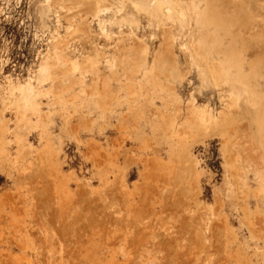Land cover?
<instances>
[{
  "label": "rangeland",
  "instance_id": "374dc122",
  "mask_svg": "<svg viewBox=\"0 0 264 264\" xmlns=\"http://www.w3.org/2000/svg\"><path fill=\"white\" fill-rule=\"evenodd\" d=\"M114 1L0 0V264H264V0Z\"/></svg>",
  "mask_w": 264,
  "mask_h": 264
},
{
  "label": "bare ground",
  "instance_id": "6f19581e",
  "mask_svg": "<svg viewBox=\"0 0 264 264\" xmlns=\"http://www.w3.org/2000/svg\"><path fill=\"white\" fill-rule=\"evenodd\" d=\"M150 1H152L153 2V0H150ZM149 1V2H150ZM79 3H83V0H71V4H73V5H76V4H79ZM154 4H156L157 5V7H158V9L160 10V11H162L165 15H166V17L168 18V19H173V20H178L179 22H184L185 21V18H186V16H187V12H186V10H185V8H184V6H183V3L182 2H180V1H178V0H176L175 2L174 1H172V0H154ZM153 4V5H154ZM153 5H151V6H153ZM92 7L94 8V9H96V11L98 12V14H100V13H102V12H108L109 10H116V11H118V10H120L121 9V4L119 3V2H117V1H114V0H93V4H92ZM213 8L212 10H213V14L211 15V11H209V9L210 8ZM226 7V4H225V0H208L207 1V3H206V7H205V9L203 10V13H206L207 14V20H206V22H209V23H211V22H215V23H220L219 22V20H218V17L220 16V14L221 13H223V9ZM211 10V9H210ZM210 12V13H209ZM209 14L211 15V16H209ZM218 16V17H217ZM222 28H223V26H222ZM166 38H173L172 37V33L169 31L168 32V30L166 31ZM168 40V42H169V39H167ZM172 40V39H171ZM195 47L196 48H198L197 47V43H196V45H195ZM45 66H46V64H45ZM45 66H42V67H45ZM218 65H214L211 69L212 70H218L219 68L217 67ZM218 68V69H217ZM45 69H46V67H45ZM42 70V69H41ZM43 71V70H42ZM46 73V72H45ZM44 75V74H43ZM214 77H215V79H216V75H215V73H214ZM28 97H30V96H28ZM193 101V100H192ZM195 102V101H194ZM192 105V104H191ZM178 107H180V106H178ZM195 107V106H194ZM197 107V109H198V113H199V118L201 119V123L203 122V123H205V122H210V124H211V122H213L212 124H214V123H216L218 120V115L220 114H222L224 111L223 110H219L220 111V113H219V111L218 112H215V110H214V108L213 107H211L210 105H206V107H204V106H201V105H197L196 106ZM177 108V107H176ZM193 108V107H192ZM178 109V108H177ZM181 109V108H180ZM193 109H195V108H193ZM195 111V113H197L196 111V109L194 110ZM176 112V111H175ZM174 112V113H175ZM182 113V112H181ZM195 113L193 114V115H195ZM219 113V114H218ZM225 113V112H224ZM223 113V114H224ZM178 114V113H177ZM176 114V115H177ZM172 115V114H171ZM180 115V114H179ZM186 115H188V112H187V114ZM192 115V114H191ZM219 115V116H220ZM225 115V114H224ZM172 116H174V115H172ZM178 116V115H177ZM190 116V115H189ZM196 116V115H195ZM195 116H192L193 117V119L192 120H194V121H192V122H196V120H195ZM187 117V116H186ZM185 117V119H187ZM177 118V117H176ZM179 118V117H178ZM221 118V117H220ZM220 118H219V120H220ZM172 119V118H171ZM214 120L216 121V122H214ZM172 121H173V119H172ZM182 121H184V119L182 120ZM205 121V122H204ZM169 122V121H168ZM188 122V121H187ZM182 123V122H181ZM184 123V122H183ZM197 123H198V121H197ZM196 123V125H200V124H197ZM207 123H205L204 125H205V128H206V124ZM191 125V124H190ZM196 125H195V127H196ZM201 125H203V124H201ZM184 126V125H183ZM185 127V126H184ZM180 128H183V127H180ZM200 128V127H199ZM204 127H202V128H200V129H203ZM208 128V127H207ZM181 130V129H180ZM204 130V129H203ZM177 131V130H176ZM202 131V130H201ZM178 132V131H177ZM206 133V132H205Z\"/></svg>",
  "mask_w": 264,
  "mask_h": 264
}]
</instances>
